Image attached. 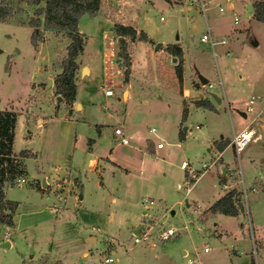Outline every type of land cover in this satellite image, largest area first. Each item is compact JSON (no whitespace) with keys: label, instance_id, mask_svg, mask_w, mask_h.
Listing matches in <instances>:
<instances>
[{"label":"rangeland","instance_id":"rangeland-1","mask_svg":"<svg viewBox=\"0 0 264 264\" xmlns=\"http://www.w3.org/2000/svg\"><path fill=\"white\" fill-rule=\"evenodd\" d=\"M133 1L136 8L141 7L142 1ZM186 1L181 3V10L177 9L179 5L169 6L163 0L145 4L152 25L160 29L172 27L171 39L175 35L182 38L185 65L181 80L194 91L190 96L185 91L188 98L184 102H190V107L181 120L182 99L178 96L182 95V81L177 79L174 69L179 56L168 55L163 49L151 53L144 43H139L134 49L136 67L132 74L133 43L127 40V48L123 43L130 63L126 82L131 78V93L125 99V61L118 55L117 37L112 43L108 40L115 32L110 27L111 19L100 10L78 16L85 53L96 55V44L103 31L107 33L105 42L108 41L102 58L92 62L98 72L86 81L81 79L87 75L86 71L74 78V89L76 79L86 108L78 110L77 105L67 109L63 91L56 93L55 75L61 71L70 37L63 31L43 26L44 0H0V109L16 114L13 148L17 152L14 153L30 146L36 150L24 149L28 156L18 157L20 173L11 176L7 172L9 179L3 183L5 197L16 205L11 212L12 225L5 224V228L0 223V264H102L105 254L113 258L109 264H187L181 257V249L188 247L191 240L182 225L188 224L198 250L208 243L210 251L205 254H213L223 243L212 231L213 219H203L208 211L200 207L207 204L208 207L228 190H233L234 203L239 204L237 213L241 215L247 241L255 243L256 248L258 233L264 232V20L254 17V9L261 0H202L211 37L217 41L212 47L208 40L199 38L205 24L198 1L189 0V9L185 7ZM109 3L104 0L102 5L106 7ZM248 3L252 6L250 10L246 9ZM218 5L223 9L219 10ZM31 17L37 18L34 43L30 40L34 28L30 25ZM253 38L257 40L255 45L251 44ZM220 39L224 42H218ZM113 45L115 66L120 71L114 73V93L105 96L100 85L104 58L109 54L105 51H111ZM198 74L206 78L204 83L198 80ZM47 78L50 85L46 84ZM212 93L218 96V102ZM200 95L207 96L213 107L196 106L193 102ZM250 95L254 98L248 110ZM177 111L178 118L174 116ZM64 118L69 119L66 137H62ZM117 119L124 134L129 123L154 128L149 133L151 140L145 141L147 148L153 147L156 140L163 147L159 155L146 158L140 183L135 181L128 189L122 175L111 178L105 173L96 176L97 180H108L104 192H100L91 184L95 174L90 170L98 167L95 161L87 165V154L82 153L75 163V154L68 158L71 150L63 147L76 137V145L81 146L90 145L92 138L107 147L119 144L117 136L112 134ZM243 128H252L255 139H250L236 154L229 144L230 138L233 132ZM225 140L227 145L218 155L217 143ZM132 141L129 137L128 143L121 146ZM60 146L64 149L62 161H53L54 150ZM103 151L104 148L97 153ZM181 160L196 171V178L179 166ZM220 164L225 166L223 173L218 168ZM42 178L47 180L45 185H41ZM80 180L87 184L84 189H77L78 202L64 201L69 184L78 186ZM195 206L199 207L198 219L194 215ZM83 210L96 221L92 228L81 225L77 214ZM190 221L195 222L193 226ZM140 222L151 228L150 239L134 242L131 231ZM159 223L176 228V233L156 241L152 234ZM8 239V246L1 244ZM144 243L159 245L166 259L154 262L143 257L140 245ZM261 251L258 247V261L264 262L260 260Z\"/></svg>","mask_w":264,"mask_h":264},{"label":"crops","instance_id":"crops-1","mask_svg":"<svg viewBox=\"0 0 264 264\" xmlns=\"http://www.w3.org/2000/svg\"><path fill=\"white\" fill-rule=\"evenodd\" d=\"M104 0H101V2L99 3L98 9L100 10V12L106 16L110 21V27H112V33H114V29H113V24L114 23H120L122 25H126V26H131L132 28H134L136 30V33L141 30L143 31L150 39L151 41L148 40H143V39H130V37H123V43L126 44L127 40H131L132 44V58H131V72L133 74V69L136 67L134 65V49L136 47V45H138L139 43H144L143 46L147 47V49H149V51L152 52H156L159 49H163L165 51V53H167L168 55L175 52V47H179L181 49V79L183 76V67L185 65V51H184V47L182 44V38L179 37L178 35H175V37L173 39H171L170 35L172 33L173 28L172 27H167L165 29H160V27L158 25H152V16L150 14L149 11L146 10V3L148 2V4L153 5L154 2L160 3L161 0H139L142 1L141 2V7L140 8H136L137 6L135 5V2L133 0H109V4L106 5V7L104 5H102ZM167 1V2H165ZM163 0V3H166L169 6H172V4L174 5H179L178 6V10H181V3L183 2V0ZM209 1V0H208ZM188 2V4L186 3ZM185 2V7L187 9H189V3H191V1L189 2V0H187ZM105 7V8H103ZM191 7V5H190ZM135 8V9H133ZM223 9V8H222ZM162 17L159 16V19H161ZM207 21V19H206ZM208 23V22H207ZM77 29L80 33L81 30L79 29L78 25H77ZM111 29V28H110ZM114 35V34H113ZM111 35L110 39L108 40H112L113 38L117 37L118 35L115 33V36ZM107 36V33L105 31H103L101 33V37L98 40V43L96 44V47L98 48L96 55H91V53H85V49L83 48V51L81 49V51L83 53L79 54V52L77 53L76 57H75V62L77 64V67L75 68V71L78 68V65L80 64V62L82 63L81 65H79V74L77 75L75 73L74 78L76 76H79L80 73V69L82 67V65H86L88 72L87 75L82 77V80H89V78L92 77L93 74L97 73L98 70L95 69L94 65H92V62L97 58V59H101L102 58V54L105 50V43H107L108 40H106L105 42V38ZM190 39H193V36H190ZM159 42V47L157 49H155L153 47L154 42ZM84 45V44H83ZM170 45V48L168 50H166V46ZM149 47V48H148ZM126 48H127V44H126ZM114 50V45L113 48ZM125 49V48H124ZM175 55V54H174ZM172 57V56H170ZM172 60V58H170ZM178 61V60H177ZM100 62V61H99ZM100 67L102 68V66L100 65ZM129 80L127 82H125L126 86L123 89V92L125 91V95L127 99L129 97V94L131 93V89H130V82H131V78H128ZM182 81V95L178 96L180 99H182V108L185 109V111L187 109H189L190 107V102L188 104V102H184L185 99L188 98V95H192V91H194L187 83L184 84L185 81ZM75 94H74V99L70 102L67 103L66 107L67 109H72L74 107H76L78 105V110H82V108H86L87 105H84V103L82 102V100L80 99V88L78 87L77 84V80L75 79ZM173 89V91H175V88H171V90ZM188 91L190 94L187 95V97L185 96V92ZM103 93V92H102ZM175 93V92H174ZM213 94V93H212ZM104 95V94H103ZM216 95V94H215ZM106 96V95H105ZM217 96V95H216ZM199 98L196 99H206L208 100V102L210 103L211 107H213L211 101L207 98V96H198ZM215 98V97H214ZM218 98V96H217ZM194 99V98H191ZM191 99H188L189 101H192ZM216 99V98H215ZM217 102L219 101V98L216 99ZM193 102V101H192ZM194 103V102H193ZM195 104V103H194ZM83 105L85 107H83ZM196 105V104H195ZM71 106V108H70ZM199 106V105H196ZM235 109H237V107H235ZM240 113H242V115L244 116V113L242 111H240ZM108 114L112 115V113L108 112ZM179 111H177L174 116H176L178 118L179 116ZM181 113V120L184 118ZM65 120L61 121V124L65 125L64 127V133L62 134V137H66L67 136V127H69V119L67 120L66 118H64ZM118 121L115 123V125L113 126H121V123H119V119H117ZM112 128V130H113ZM156 130V129H155ZM122 133L124 134L123 130ZM149 133H151L149 131V129H145L143 126H141L140 124H130L126 129V133L124 134L127 138L132 137L133 138V143L128 144V146H121V144H113L110 147H107L105 144L101 145L98 141L96 142V140L94 138H92V141L90 143V145L86 144V146L83 144L81 145H76V139L75 141L73 140L71 144H69L68 146L65 144V146L63 147L64 149H69L71 150V154H68V158H71L72 153L75 154L74 157V162L78 163L79 159H81L82 157V153L87 154V158H86V164L89 165L91 160L95 161V165L98 166L96 167V169H92L91 168V172H93L95 174V177H91V184L92 186H94L98 191L100 192H104V189L106 188L108 183L107 181L105 182V179H100L97 180L96 176L98 175H105V173H108L109 175H111V178H117L120 177L121 175L125 178L124 180V184L126 186V188H131L136 182L138 181V183H140L143 179V174H144V166L147 164V160L146 158L150 155H159L160 154V148L163 147V144L160 147H156V142L158 140H156V142H154V146L147 148V145L145 143L146 139H150L151 137L149 135ZM113 134V131H112ZM152 134V133H151ZM159 135V134H157ZM113 136H115L113 134ZM129 136V137H128ZM63 142V141H62ZM97 144V147H95ZM123 145V144H122ZM126 145V144H124ZM227 145V144H226ZM225 145V146H226ZM70 146V147H69ZM106 146V147H105ZM224 146V147H225ZM86 147V148H85ZM223 147V149H224ZM62 148V146H60V148L57 150L55 148L54 150V155H53V161H62V156H64V149ZM104 148V151L102 152V154L97 153L99 151V149ZM22 149H31L33 152H36V150L30 146L29 148H22ZM222 149V150H223ZM222 150H218V155L219 153L222 152ZM12 151L13 152H17L16 150H14L13 148V142H12ZM93 154V155H90ZM101 168V169H100ZM53 169H57V167H53ZM100 169V170H99ZM42 180L45 179L42 178ZM47 182V180H46ZM45 182V184H46ZM194 183V182H193ZM189 184L186 186V191H188L192 184ZM44 184V185H45ZM87 182L84 183V181L80 180L79 185H75V184H69V192L65 195L64 201L67 202H71L72 204H76L74 203V200L77 201V198H80V195H78V197L76 198V192L77 189H84L86 186ZM176 184V183H175ZM42 185V184H41ZM225 185V184H223ZM68 187V186H67ZM3 192H4V186H3ZM89 192V191H88ZM223 193V192H222ZM222 195V194H221ZM61 200H63L62 198H60ZM78 202V201H77ZM150 203H153V201H149ZM61 204V203H60ZM208 205V204H207ZM207 205H203V207H200L201 209L203 208H207ZM80 205L77 206V208H79ZM194 215L195 217L198 219L199 216V207L195 206L194 208ZM149 213V212H148ZM78 216L80 215L81 219V225L82 226H87L88 228H92L95 224V220L91 217L90 214H86V212L83 210V212H78L77 214ZM203 219H210L212 220V231L214 233V235L218 236V240H221L222 247L219 248H215V252L212 254H205L207 252L210 251V246L208 245V243H203L202 245H206L208 246V250L207 251H203V250H198V246L195 245L193 238L190 236V233L188 232V224L186 222H184V224L182 225V228L186 230V233L188 234L190 240H191V244L186 247L183 246V248L181 249V257L184 258L185 263L187 264H264V262H260L258 261L259 257L257 256V250L258 247L260 248L262 256H261V261L264 260V232L261 231V233H258V242H256V248H255V243H250L247 241L246 238V234L243 231V223H242V218L241 215L239 213H236L235 215H229V214H224L221 213L219 211H215V212H209L207 213L206 216L203 217ZM216 219H218V221H216ZM227 221H229V223H227ZM220 222V225L218 227V224ZM195 222L190 221V224L193 226ZM223 223H226V225H224ZM5 225V224H2ZM201 228V225L198 224ZM238 225V227L236 226ZM137 226V224L133 227L135 228ZM197 226V227H199ZM5 228L7 227L6 225L4 226ZM196 230H199L198 228H196ZM7 232V231H6ZM179 233V232H178ZM185 234V236L187 235ZM6 235V234H5ZM5 235L3 236L5 238ZM217 239V237H216ZM224 239H227V243L223 242ZM8 242L10 244V241L8 239ZM140 245V244H139ZM159 245H152V244H146L144 243L143 245H140V253H143V257H147L149 258V260H153L154 262H156L157 259H160L163 257L166 259V254L162 251H160L158 249ZM124 247V245L122 246ZM125 249V247H124ZM137 249V248H136ZM252 250L255 251L253 252V256H252ZM125 252L127 251L126 249L124 250ZM188 258H192L193 262L188 263L187 259Z\"/></svg>","mask_w":264,"mask_h":264},{"label":"trees","instance_id":"trees-1","mask_svg":"<svg viewBox=\"0 0 264 264\" xmlns=\"http://www.w3.org/2000/svg\"><path fill=\"white\" fill-rule=\"evenodd\" d=\"M38 1V0H36ZM258 6L254 9V17L258 20H264V1L257 2ZM99 6V0H44L43 13V26L46 28H53L66 33L70 37V41L66 45V55L61 62V71L55 75L57 80L56 93L63 91L65 99L70 103L73 100L74 89V73L77 64L75 57L82 49V34L77 29L78 16L83 13H94ZM2 14L0 13V20ZM30 25L34 28L30 34V40L35 42V33L37 30V18L31 17ZM113 29L117 35L128 36L130 39H143L148 40L147 35L139 30H136L131 26L122 25L120 23H114ZM170 48V45L166 46V50ZM175 55L179 56L177 63L174 66L177 79L181 80V49L175 47ZM118 55L125 61L124 69V82L129 72V55L126 50H118ZM196 105H204L211 107L210 103L206 99H197L194 101ZM185 109H182V115ZM16 121V114L12 110L0 109V223L12 225L11 212L14 209L15 201L5 197L3 192L4 182L9 179L6 176L7 172L11 176L18 175L20 169L18 168V157L28 156L24 149H21L18 153L12 151V142L14 136V126ZM182 139V134L178 135ZM223 141V139H222ZM227 144V141L218 142L217 149L222 150ZM233 190H228L217 199H215L207 208L206 211L215 212L219 211L224 214L235 215L238 212L239 204L236 206L234 198L232 197Z\"/></svg>","mask_w":264,"mask_h":264},{"label":"built area","instance_id":"built-area-1","mask_svg":"<svg viewBox=\"0 0 264 264\" xmlns=\"http://www.w3.org/2000/svg\"><path fill=\"white\" fill-rule=\"evenodd\" d=\"M198 1V5H199V10L202 12L203 16H204V24H205V31L201 33L200 35V40H208L210 46L212 47L214 43H216L217 41L213 40V38L211 37L210 34V27L206 21L205 18V10H206V6H205V2L202 0H197ZM218 9L221 10L222 6L218 5ZM234 21H236V17L234 18ZM111 43L114 40H109ZM218 42H224V39H220L218 40ZM107 57L104 58V65H103V81L101 82V89L104 95L106 96H110L114 93L113 91V84L115 81V77H114V73H118L120 71L119 67L115 66V60H114V51L111 47V51L110 50H106L105 51ZM253 95H250V97L248 98V104H247V109H251V103L253 102ZM113 134L115 136H117L118 140L117 143L120 144H127L128 143V138L122 133V129L120 126H116L113 128ZM149 131H154V128H149ZM253 138V129L252 128H243L237 132H233L232 136L230 138V143L234 149V151L236 152V154H238L239 150L250 140ZM255 139V138H253ZM156 147H160L162 145L161 141H157L156 142ZM202 165H205L204 163ZM179 166L181 168H183L184 170H186V172L188 173V175L190 177H197L196 176V171L192 170L189 168L188 163L185 160H181L179 163ZM186 181H184L185 183ZM179 183H176V185H178ZM150 227V225H149ZM150 229L151 228H147V226L143 225V223H139L138 226H136L135 231H131V234L133 235V241L134 242H139V241H143L144 239L149 240L150 239ZM176 233V228L172 227V226H162L161 223L158 224V227L154 230V234H152V237L156 240V241H162V240H166L168 238H170L171 236H173ZM203 251H207L208 250V246L204 245L202 247ZM113 261V258L111 255L109 254H105L102 258V264H109L110 262ZM188 263L193 262L192 258H188L187 259Z\"/></svg>","mask_w":264,"mask_h":264},{"label":"water","instance_id":"water-1","mask_svg":"<svg viewBox=\"0 0 264 264\" xmlns=\"http://www.w3.org/2000/svg\"><path fill=\"white\" fill-rule=\"evenodd\" d=\"M251 7H252L251 3H248L247 6H246V9L250 10ZM117 42H118V45H119V50H123V48H124V46H123L124 45L123 44V36L118 35L117 36ZM256 42H257V40L255 38H253L251 40V44H253V45H255ZM159 45H160L159 42L155 43L154 44V48L157 49L159 47ZM85 71L88 72L87 66L86 65H82V67L80 69V73L83 74ZM197 78H198V80L201 83H204L206 81V78L203 77L201 74H198ZM46 84L47 85L51 84V80L49 78L46 79ZM212 96L215 97L216 99H218L217 96L214 93L212 94ZM58 98H59V95H58ZM182 128L185 129V126H183ZM218 168H219L221 173H223L225 171V166L223 164L218 165ZM44 184H45V182H44V180H42V185H44ZM60 203L62 204V200H60ZM171 212H172V210H171ZM1 244L8 246L9 242L6 240V241L2 242Z\"/></svg>","mask_w":264,"mask_h":264}]
</instances>
